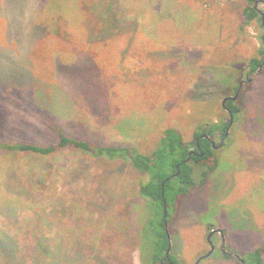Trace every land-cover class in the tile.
Listing matches in <instances>:
<instances>
[{
    "label": "rangeland",
    "instance_id": "obj_1",
    "mask_svg": "<svg viewBox=\"0 0 264 264\" xmlns=\"http://www.w3.org/2000/svg\"><path fill=\"white\" fill-rule=\"evenodd\" d=\"M114 1L0 0V142L49 144L67 135L149 153L172 128L191 143L195 132L229 119L222 99L243 79L217 166L166 206L177 264L208 252L211 229L223 235L214 232L215 249L198 264H239L219 246L245 261L264 239V63L250 80L239 76L251 58L262 59L264 28L257 18L245 22L247 0H172L174 9L158 0L154 10L144 0H116L130 24L120 33L115 18L102 38L107 25L97 8ZM257 8L264 12V3ZM146 180L128 160L71 147L45 157L0 149V185L14 190L0 186L1 205L8 197L25 204L12 203L17 238L32 240L33 227L24 225L39 202L49 203L41 214L58 223L49 233L70 225L68 264H141V222L150 212L138 185Z\"/></svg>",
    "mask_w": 264,
    "mask_h": 264
},
{
    "label": "trees",
    "instance_id": "obj_2",
    "mask_svg": "<svg viewBox=\"0 0 264 264\" xmlns=\"http://www.w3.org/2000/svg\"><path fill=\"white\" fill-rule=\"evenodd\" d=\"M157 1L158 0H144V2L149 4L146 5L151 10H154ZM161 1H164L174 9L175 6L171 5L172 0ZM255 1L256 0H247V4L243 8L242 13L246 23L257 18L262 26L261 15L254 7ZM119 7V2L115 0L107 7L100 5V7L97 8L96 15L102 17L107 25V28L105 27L102 29L98 36L105 38L106 34L109 35L108 27L115 18V26H118L119 32H126L125 27H127L130 22L126 25L125 19L128 21L129 17L127 15L119 16ZM261 40L263 42L262 38ZM263 48L260 50V53L263 55L261 60L253 57L248 61L250 73L262 64L264 59ZM226 105L232 109L234 119H236V115L240 112L239 108L233 104L232 100L227 101ZM228 121L229 119L225 121L220 119L218 122L208 124L205 126V129L202 130L203 132L197 131L194 133V141L191 143H185L180 134L174 129L168 128L164 131L158 145L149 153H142L134 147L125 145H93L86 139H77L67 135H61L56 142L49 144L24 141L8 143L2 141L0 142V149L7 152H23L29 155L45 157L52 154L54 155L61 149L71 147L80 152L89 154L92 157H101L107 160L122 159L130 161V164L139 173L147 175L146 181L139 182L138 194L148 205L147 212H150V214H147L145 217L140 211L141 207H137L144 216L141 227L147 229L146 231L141 230V235L139 236L141 240L138 246V260L141 264H177L175 258L171 254L169 238L165 232V222H168L169 212L166 207L165 211L167 213L166 216H164L163 201L166 203L165 206H167L176 196L179 198L187 193L190 188L204 182L207 172L217 166L218 157L216 155L217 150L210 146L209 139L202 136V134H206L211 137V139H216L217 137L226 139L229 135L228 133L226 134ZM196 139L199 147L196 145ZM191 147L196 154L189 153ZM188 157H190L189 160H187ZM207 157H212L213 161L209 164L201 163V159ZM178 164L179 172L177 175L172 176L177 172L176 166ZM198 170L200 172L198 175L199 181L195 180L194 177L195 174L198 173ZM38 173L37 171L36 174ZM39 176H41V173ZM0 186L4 188V193L12 195V191L14 192V190L11 189V185L10 187L9 185ZM19 192L26 193V189L25 191H18V195L20 194ZM1 199L2 197L0 196V264H68L66 260H68V255L71 257V250L69 251V248L65 247L64 241L70 239V237H68V232L70 231L68 226L70 225L67 224V227L64 228L59 225L58 229L49 233L53 225L50 223L55 222L43 215L47 214L49 203H44V201L39 202L36 206L37 211L35 213L32 212L35 216L34 222L25 223L24 226H26V230H30V228L33 227V231L31 234L32 240L24 243L17 238L19 236L18 231L21 230V224L16 225L15 222H13V217L17 215V209L19 208H17V204H12L13 201L19 199L20 206L23 207L25 205L24 202L18 197L17 199L8 197V203L10 204L1 205L3 202V199ZM67 210L68 209H66L65 212H67ZM93 215L96 214L90 212L88 218L92 219ZM3 219L10 220L12 224H15L13 226V231H11V227L9 228L8 225L2 223ZM101 220L105 222L108 219L105 217L100 218V221ZM65 221L64 219L61 225H64ZM75 241L77 243L81 241V238L75 237ZM262 243L260 247L247 254L245 258L246 264H264V239ZM144 246H147L148 249L145 250ZM144 251L148 253L145 254ZM224 255L229 257L226 254Z\"/></svg>",
    "mask_w": 264,
    "mask_h": 264
},
{
    "label": "water",
    "instance_id": "obj_3",
    "mask_svg": "<svg viewBox=\"0 0 264 264\" xmlns=\"http://www.w3.org/2000/svg\"><path fill=\"white\" fill-rule=\"evenodd\" d=\"M259 2H263L264 3V0H256L255 3H254V7L257 9V11L261 15V22H262V26L264 28V13L260 9L257 8V4ZM262 39H263V45H264V33L262 35ZM263 51H264V48H263ZM262 63H264V59H263V62ZM258 69H260V67H258ZM248 80H250V78ZM240 84H241V82H240ZM240 84L238 86V90L236 91V93L233 96H226V97H224L222 99L221 104H222L223 107H225V103H226L227 100H236L238 98L239 90H240ZM227 111L230 114V116H229V122H228L229 124L227 126L226 134L228 133V131L230 129V126L233 123V113H232V111L230 109H228ZM163 207H164V216H166V211H165V207L166 206H165V202L164 201H163ZM216 231L219 232L220 235H223V233H222L221 230H219V229H211L208 232V235H207V242L210 245V248H209L208 252L206 254H204L203 256H201L200 258H198L193 264H198L200 262V260H202L203 258L208 257L214 251L215 245L211 241V235L214 232H216ZM165 232L167 233V237L169 238L166 222H165ZM169 246H170V243H169ZM168 250H169V247H168ZM221 251L223 253H225L226 255H228L229 257H235V258H237V260L239 261L240 264H246V262L244 261V259H242V258H240V257H238V256H236L234 254H231V253L226 252L225 251V248H224V243L221 244Z\"/></svg>",
    "mask_w": 264,
    "mask_h": 264
},
{
    "label": "flooded vegetation",
    "instance_id": "obj_4",
    "mask_svg": "<svg viewBox=\"0 0 264 264\" xmlns=\"http://www.w3.org/2000/svg\"><path fill=\"white\" fill-rule=\"evenodd\" d=\"M249 70H250V66H249V64L247 63L244 67H242L240 70H239V76H241V77H243L244 76V74H245V78H247L248 79V75H249ZM238 86H239V84H240V82H241V84H240V87H241V85L243 84V79H238ZM237 90H238V87H237ZM236 90V91H237ZM236 93V92H235ZM227 101H229V100H227ZM227 101H226V103H227ZM226 103H225V109L226 110H228V109H230L229 107H227V105H226ZM231 111H232V109H230ZM228 112V111H227ZM233 113V112H232ZM229 114V113H228ZM229 116H230V114H229ZM233 120H234V116H233ZM229 122V121H228ZM229 124V123H228ZM202 136H204V137H206L207 139H209V141H210V146L211 147H213L215 150L216 149H218L223 143H224V140H225V138H223V137H221L220 138V140H219V143L216 145V143H215V140L214 139H211V137H209V136H207L206 134H202ZM196 145H197V147H199L198 146V142H197V139H196ZM189 153H195L196 154V152H194V150L193 149H190V151H189ZM190 159V157H188L187 158V160H189ZM186 160V161H187ZM177 167V172L175 173V174H173L172 176H174V175H177L178 174V172H179V170H178V168H179V164L176 166ZM209 230H210V227H209ZM209 232V231H208ZM208 235V234H207ZM214 235V233L211 235V237ZM219 248L221 249V245L219 246Z\"/></svg>",
    "mask_w": 264,
    "mask_h": 264
}]
</instances>
